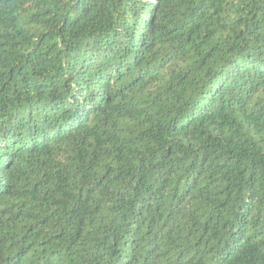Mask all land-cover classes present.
<instances>
[{
	"label": "trees",
	"instance_id": "obj_1",
	"mask_svg": "<svg viewBox=\"0 0 264 264\" xmlns=\"http://www.w3.org/2000/svg\"><path fill=\"white\" fill-rule=\"evenodd\" d=\"M0 264H264V0H0Z\"/></svg>",
	"mask_w": 264,
	"mask_h": 264
}]
</instances>
